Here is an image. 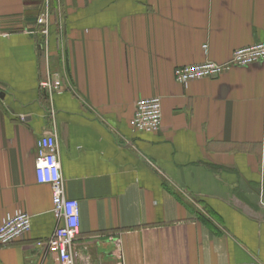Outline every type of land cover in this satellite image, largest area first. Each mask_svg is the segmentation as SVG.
<instances>
[{
	"label": "crops",
	"instance_id": "1",
	"mask_svg": "<svg viewBox=\"0 0 264 264\" xmlns=\"http://www.w3.org/2000/svg\"><path fill=\"white\" fill-rule=\"evenodd\" d=\"M0 21V223L31 219L0 264H57L28 250L62 223L34 173L51 131L79 204L76 264H264V61L173 78L264 42V0H0ZM152 97L160 130L133 131Z\"/></svg>",
	"mask_w": 264,
	"mask_h": 264
},
{
	"label": "built area",
	"instance_id": "2",
	"mask_svg": "<svg viewBox=\"0 0 264 264\" xmlns=\"http://www.w3.org/2000/svg\"><path fill=\"white\" fill-rule=\"evenodd\" d=\"M34 32L42 38L41 47L48 44L49 25L47 15L36 18ZM28 33V31L26 32ZM1 32L0 36H4ZM205 48V46H204ZM264 61V42L236 49L230 59L223 64L204 62L188 66L176 67L173 78L179 84L214 79L229 72L234 67L248 66ZM41 88L56 93L61 88V81H46ZM161 99L152 97L138 100L135 103L130 127L139 133L154 134L161 127ZM37 155L35 158V181L39 185H47L51 189L52 213L61 220V225L55 228L49 238L35 240L28 245L31 253H46L57 258V264H76L73 255V244L79 232V204L76 200L67 199L64 194L61 167L58 158L57 135L54 131L42 135L37 140ZM31 229L30 216L24 212L7 215L0 223V247H7L19 240ZM82 264H89L84 261Z\"/></svg>",
	"mask_w": 264,
	"mask_h": 264
}]
</instances>
